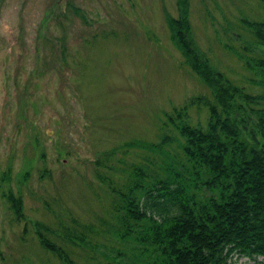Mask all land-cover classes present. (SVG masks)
<instances>
[{
	"label": "rangeland",
	"instance_id": "374dc122",
	"mask_svg": "<svg viewBox=\"0 0 264 264\" xmlns=\"http://www.w3.org/2000/svg\"><path fill=\"white\" fill-rule=\"evenodd\" d=\"M187 8L193 38L211 63L258 91L241 55L260 53L245 23L264 20V0H188ZM164 11L177 16L176 0L0 1V264H56L31 223L53 228L70 217L93 224L107 218L113 195L100 177L123 190L133 168L144 183L165 176L160 153L121 145L159 140L168 133L159 129L164 111L208 93L170 40ZM188 112L192 123H204V108ZM167 145L182 157L176 142ZM7 188L20 194L25 224L7 209ZM96 241L106 247L89 254L93 262L73 249L84 264H106L114 256L109 247L121 248ZM129 257L115 261L128 264Z\"/></svg>",
	"mask_w": 264,
	"mask_h": 264
},
{
	"label": "trees",
	"instance_id": "16d2710c",
	"mask_svg": "<svg viewBox=\"0 0 264 264\" xmlns=\"http://www.w3.org/2000/svg\"><path fill=\"white\" fill-rule=\"evenodd\" d=\"M187 1L176 0L175 17L164 11L165 23L170 40L208 93L164 111L159 129L168 133L160 132L159 140L121 144L160 153L164 177L144 183L141 170L133 168V178L119 190L111 179L97 175L113 195L107 218L97 217L93 224L70 217L53 228L31 223L39 248L56 264H84L74 250L93 262L89 254L98 245L106 247L98 238L125 249L128 264H228L232 256L259 257L264 264V20L245 23L260 47L255 56L241 55L251 73L247 80L259 87L250 91L218 70L197 45ZM192 106L205 109L203 124L190 121ZM175 142L182 157L166 150ZM1 197L15 222L25 224L20 194L7 188ZM121 248L109 247L114 256L106 257V264H122L115 261L125 254Z\"/></svg>",
	"mask_w": 264,
	"mask_h": 264
},
{
	"label": "flooded vegetation",
	"instance_id": "af4514ba",
	"mask_svg": "<svg viewBox=\"0 0 264 264\" xmlns=\"http://www.w3.org/2000/svg\"><path fill=\"white\" fill-rule=\"evenodd\" d=\"M1 1V0H0Z\"/></svg>",
	"mask_w": 264,
	"mask_h": 264
}]
</instances>
